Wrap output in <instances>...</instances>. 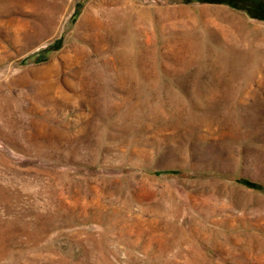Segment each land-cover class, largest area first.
<instances>
[{
  "label": "rangeland",
  "instance_id": "1",
  "mask_svg": "<svg viewBox=\"0 0 264 264\" xmlns=\"http://www.w3.org/2000/svg\"><path fill=\"white\" fill-rule=\"evenodd\" d=\"M0 264H264V0H0Z\"/></svg>",
  "mask_w": 264,
  "mask_h": 264
}]
</instances>
